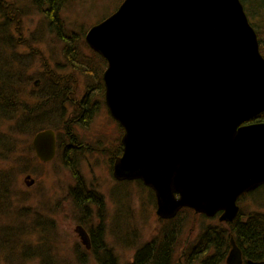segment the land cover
I'll return each mask as SVG.
<instances>
[{
    "label": "water",
    "instance_id": "water-1",
    "mask_svg": "<svg viewBox=\"0 0 264 264\" xmlns=\"http://www.w3.org/2000/svg\"><path fill=\"white\" fill-rule=\"evenodd\" d=\"M86 41L108 63L106 103L124 130L116 179L151 188L160 218L190 208L233 222L264 185V55L242 0H124ZM56 141L36 134L42 161ZM227 264H243L234 239Z\"/></svg>",
    "mask_w": 264,
    "mask_h": 264
},
{
    "label": "rangeland",
    "instance_id": "rangeland-1",
    "mask_svg": "<svg viewBox=\"0 0 264 264\" xmlns=\"http://www.w3.org/2000/svg\"><path fill=\"white\" fill-rule=\"evenodd\" d=\"M123 1L63 0L60 17L64 32L61 33L66 35V40L51 25V17L45 13L48 5L43 0H0L1 11L5 10L0 12V90L12 93L15 89L14 99L18 94L25 108H31L39 97V92L34 93L36 80L53 77L65 81L71 77L75 80V102L88 84L97 83L95 75L88 73L90 69L97 70L103 63L87 43L86 33L114 13ZM65 47L68 66L73 49L80 53L84 74L81 73L84 70L75 73L66 65ZM60 63L64 66L60 67ZM21 102L15 106V114L0 109V264L97 263L76 231L86 215L84 208L74 203L79 176L85 187H94L104 198V204L99 205L102 211L98 212V205L91 203L89 214L96 225L102 224L104 239L115 249L119 263L127 264L137 248L150 240L164 223L149 188L138 181L119 185L111 173V158L119 152L123 135L120 125L104 106L92 118L77 122L72 115L77 111L76 104L68 103L65 123L89 148L73 151L68 162L58 152L56 158L45 163L32 149L34 133L22 130L16 123L18 116L24 114ZM46 122L58 127L62 143L68 139L60 115L50 114ZM27 175L35 179L34 185H27ZM114 190L121 193L113 195ZM117 194L121 195L120 199ZM253 200L248 197L241 205L248 210L256 209ZM119 212L126 216L123 223L117 220ZM178 216L181 233L176 258L208 223L193 209L181 211ZM125 235L128 242H118V236Z\"/></svg>",
    "mask_w": 264,
    "mask_h": 264
},
{
    "label": "trees",
    "instance_id": "trees-1",
    "mask_svg": "<svg viewBox=\"0 0 264 264\" xmlns=\"http://www.w3.org/2000/svg\"><path fill=\"white\" fill-rule=\"evenodd\" d=\"M56 0H52L51 6L45 9V13L51 17V25L56 28L57 32H64V21L61 20L60 13L61 7L60 3ZM247 14L250 18L252 25L255 27L261 45V52L264 55V0H242ZM5 10L0 12H3ZM7 17V16H6ZM86 44V41H85ZM87 45V44H86ZM99 55V54H98ZM100 56V55H99ZM102 58L103 62L100 64L98 69H90L89 74L95 75L97 83L103 84V67L106 64L105 59ZM72 62L68 67H71L75 73H78L81 69V63L79 61L80 53L73 49L72 53ZM85 70L81 73L84 74ZM16 74V73H15ZM15 77L14 75H12ZM18 77H20L18 75ZM1 78V77H0ZM16 78V77H15ZM49 81V82H48ZM55 78L50 77L46 79L44 84L41 85L40 89L41 94L38 97L36 104L24 110V114L18 116L19 119L16 120L19 128L22 130L30 131L35 133L36 131L52 127L53 129H58L56 126H52L46 122L49 110L46 112L44 108L46 94L45 89L47 87L48 94L47 96L52 97V114L60 115V107L55 106L54 98L60 96L61 88L58 84H54ZM67 89L66 94L68 96V103L74 104L72 97L75 87L74 78H68L67 80ZM100 85V86H101ZM48 86H50L48 88ZM10 90V89H9ZM0 94L4 97L11 96L12 93L5 91L4 89L0 90ZM8 102L2 101V108L5 109V112L8 114H15V111L8 109V105L11 103L10 97L7 98ZM37 106H40L41 109L38 111L35 109ZM35 109V110H34ZM261 118V120H259ZM257 121H262L264 119V113L259 117ZM70 127V126H69ZM122 129V127H121ZM123 130V129H122ZM4 142H2L3 144ZM8 144V143H4ZM252 197L253 202L256 203L257 208L253 210H248L246 207L241 205L246 198ZM239 203L241 205V210L239 216L229 223H222L216 218H207L208 223H206L207 228L200 232L199 241L195 244H190L186 249L187 255V264H225L226 258L231 249V239L235 240V243L241 248L243 256L245 258V264H264V185L258 188L257 190L243 195ZM191 210L190 208H184L182 211ZM181 213V212H180ZM179 213V214H180ZM178 214V215H179ZM177 219L171 221L172 224H176ZM171 224V225H172ZM178 224V223H177ZM171 233V232H170ZM170 233L167 232V229L161 233L159 239L163 240L161 248L159 251L155 249V246H159V242H151L148 244L147 248H139L135 254V260L132 264H165L167 260L170 259ZM172 236V235H171ZM96 240L95 245L93 246V252L96 254L99 264H119L118 256L111 250L109 247H102V242ZM102 248L103 251L100 252L99 249ZM149 257V263H146L145 257ZM154 260H153V259ZM156 259V261H155Z\"/></svg>",
    "mask_w": 264,
    "mask_h": 264
},
{
    "label": "flooded vegetation",
    "instance_id": "flooded-vegetation-1",
    "mask_svg": "<svg viewBox=\"0 0 264 264\" xmlns=\"http://www.w3.org/2000/svg\"><path fill=\"white\" fill-rule=\"evenodd\" d=\"M62 1L63 0H56L55 1V4L57 2H61L60 3V6H61ZM43 2L46 3L48 5V7H49V6H51L52 0H43ZM57 33H58V35H61V36L63 35L64 38L67 40L66 35L64 33L63 34L61 32H57ZM63 54L65 55V59L67 61L66 62V65L68 66L67 47H65L63 49ZM96 55L100 59H102L98 55V53H96ZM58 65L60 67L64 66L62 63H60ZM106 67H107V61H106V64H105V69H106ZM59 77L62 78L63 75L60 74ZM19 82L21 83V81H19ZM44 82H45V78H44V80L41 79V80H36L35 81L34 86H35V89L36 90H34V93L39 92V96H40L41 91H42L40 89V87H41V85L44 84ZM53 83L54 84H58L60 86V88H61L60 96L54 98V100H55L54 101V104H55V106H59L60 107L59 111H61V119L64 122L63 125H64V128L66 130V134L68 135V139H66L62 143L60 141V138H59V133H57L58 131L56 129H53L52 127H46V128L40 129V130H38V131H36L34 133V136L32 138V142H31V146H32L33 151L36 154V151H35V148H34V145H33L34 137L36 136V134L38 132H40L42 130H45V129H48V128H51V129L55 130L56 140H57L56 141V155H55L54 158H56L57 155L59 153H61L62 154V158L64 159V161L65 162H68V158H71V153L73 151H78V150L80 151L81 149L89 148V146H87L85 144H82L81 141L79 140L78 136L73 131H71V129H70L71 127H67V124L65 123L66 122L67 113L69 111V107H68V96L66 94L67 81L66 80L63 81L62 79H60V80H55ZM100 85H101L100 83L88 84L85 93L80 98H78L77 100H75V102H74V99L72 97L71 100H73L74 104H76V109H77L76 112H73L72 113L75 121L78 122V121H81V119L83 120V119H87L89 117L92 118L93 115L96 114L97 110L101 106L102 107L104 106V107H106V109H108V106H107V103H106V89H105L104 80H103V84L101 86ZM49 87L50 86H48V88ZM12 93H16L15 89L13 90ZM45 94H46V99H45L44 108L46 109V112L49 110V114L48 115H50V114H52L51 108L53 106L52 105V100L53 99H51L52 97L47 96V94H48L47 87L45 89ZM8 97H10V99H11V102H10L11 104L8 105V107H9L8 109H12L11 111H17V108L15 106L18 105L19 102H21L18 99V97H19L18 94L15 96V99H14L13 95L4 97V96H2L0 94V109L2 111H5L6 110V108L5 109L2 108L1 104L3 103L2 101L8 102V99H7ZM20 104H21V108H23L24 110L29 109V108H25V105H26L25 102H21ZM35 109L38 111L39 109H41V107L40 106H37ZM109 114H110V112H109ZM48 115H46V116H48ZM122 131H123V134H124V130H122ZM122 137H123V135H122ZM122 137H121V140H120L121 143H120L119 152L118 153L115 152L114 153V157L111 158V163H112L111 164V167H112L111 173H112L113 177L115 178L116 182L119 183V185L128 183L130 181H138L139 183L141 182L144 185V183L142 181H140V180H118V179H116V177L114 175L115 159L118 156H121L123 154ZM36 156H37V154H36ZM39 160L41 162H44L40 158H39ZM35 182L36 181L34 179V182H33L32 185H34ZM77 184H78L77 185V189L78 190L74 194L75 195V201H76L74 203H75V205L78 203L86 211V215H83V217L80 220L81 222L78 223L77 226H82L87 231V233L89 235V238H90V242H91V248L90 249L87 248V246L83 242L82 243L86 246V248L88 250H90L93 253L92 258L95 259V261L97 262L96 264H99L98 263V259L95 256L96 254L93 252V246L95 245L96 240L101 239L100 241L102 242V247H106V246L109 247V246H108L107 242L104 239L105 238V234L102 232V230H103L102 229L103 228L102 224L100 223L99 225H96V222H94V219H93L94 217H92L91 214H89V211H90L91 203H93V204L98 205V212H101L102 209H101L100 206L102 204H104V201L105 200H104L103 197H101V193H99L94 187L93 188L85 187L84 182H83L81 176L77 177ZM32 185H30V186H32ZM144 186H146V185H144ZM146 187L149 188L148 186H146ZM149 189H150L152 195L156 199L155 192L151 188H149ZM116 193H121V192H117L116 190H114L113 191V195H115ZM118 195L119 194H117L116 196H118ZM117 198L120 199L121 198V195L118 196ZM114 201L116 202V200H114ZM79 202H81V203H79ZM156 203H157V200H156ZM201 215H203L202 217L204 219H206V220H207V218H216V219H218L220 221V215H221V213H219V214H217V215H215L213 217H209V216H206L204 214H201ZM125 217H126L125 214L119 212L117 214V220H118V222L119 223H123L122 221L124 220L123 218H125ZM178 217H179L178 215L175 216L174 218H171V219H163V218H160L159 217L164 224L162 225V227L159 229V231L150 240L145 241L143 244H141L137 248L135 254L137 253V251H138L139 248L145 249V248H147V246H148L149 243L155 242V241L159 242V246H155V249L157 251H159V249L161 248V244L163 243V240H160L159 237H160L161 233L164 232L167 229V232H169V233L171 232L170 233V244H169L170 245V252H169L170 253V257H169L170 259H168L167 260V263H165V264H187V258H186V255H187L186 249H187V247L184 248V250L182 251V254L180 255V257L176 258V251L178 249V243H179V237H180L181 229H180V224H177V223L176 224H172L171 221H174ZM205 217H207V218H205ZM220 222H222V223H229V222H223V221H220ZM205 228H207V225L206 224L202 227V229L200 230V232L202 230H204ZM200 232L198 233V235L196 236V238L194 239V241L192 242V244H195L196 242L199 241L198 239L200 237ZM112 234H114V230H112ZM120 237L121 236H118V238H119L118 239V242H125V243H127L128 240H129V238L126 235H125L124 238L123 237L120 238ZM231 245H232V239H231ZM231 249H232V246H231ZM231 249H230V251H231ZM111 250L115 253V249L114 248H111ZM99 251L102 252L103 249L100 248ZM230 251H229V253H230ZM242 255H243V252H242ZM227 258H228V256H227ZM227 258H226L225 264H227ZM148 259H149V257L146 256L145 257V260H147V261H145L146 263H149V260ZM134 260H135V255H134V257L127 264H132L134 262ZM155 261H156V259H155ZM243 264H245V258H244V256H243Z\"/></svg>",
    "mask_w": 264,
    "mask_h": 264
}]
</instances>
